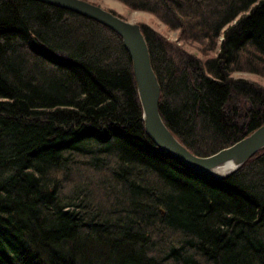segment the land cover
<instances>
[{"label":"trees","instance_id":"trees-1","mask_svg":"<svg viewBox=\"0 0 264 264\" xmlns=\"http://www.w3.org/2000/svg\"><path fill=\"white\" fill-rule=\"evenodd\" d=\"M115 1L177 32L138 24L191 153L264 124V87L234 77L264 79V0ZM0 264H264V149L226 178L189 169L147 137L116 33L0 0Z\"/></svg>","mask_w":264,"mask_h":264},{"label":"water","instance_id":"water-1","mask_svg":"<svg viewBox=\"0 0 264 264\" xmlns=\"http://www.w3.org/2000/svg\"><path fill=\"white\" fill-rule=\"evenodd\" d=\"M64 9L92 20L116 33L129 54L137 94L142 108L144 130L149 140L160 150L170 155L197 173L222 179L239 170L243 164L264 149V125L234 145L204 159L192 156L172 135L162 121L159 111L160 87L153 72L146 41L140 26L125 21L112 12L84 0H31ZM223 168H231L222 174Z\"/></svg>","mask_w":264,"mask_h":264},{"label":"rangeland","instance_id":"rangeland-1","mask_svg":"<svg viewBox=\"0 0 264 264\" xmlns=\"http://www.w3.org/2000/svg\"><path fill=\"white\" fill-rule=\"evenodd\" d=\"M90 3L98 4L99 7H101L104 10L112 11V13L116 14V16L124 17L127 19V21L135 24H147L150 25L153 29L161 32L166 33V36L169 40L176 39L177 32H165V28L160 23L154 21L152 17L148 14L142 13V12H130L126 10V8L120 4L119 2L115 0H85ZM243 77V78H249L253 81L258 82L260 85L264 87V79L257 78L255 76H250L249 74H234V77Z\"/></svg>","mask_w":264,"mask_h":264},{"label":"bare ground","instance_id":"bare-ground-1","mask_svg":"<svg viewBox=\"0 0 264 264\" xmlns=\"http://www.w3.org/2000/svg\"><path fill=\"white\" fill-rule=\"evenodd\" d=\"M264 125V124H263ZM262 125V126H263ZM262 126H260V127H262ZM259 127V128H260ZM259 128H257V129H259ZM256 129V130H257ZM255 130V131H256ZM181 144V143H180ZM183 147H184V149H186L192 156H194V157H196V158H200V159H204V158H206V157H200V156H196V155H194L193 153H191L183 144H181ZM212 156V155H211ZM208 157H210V156H208ZM222 171V174H227V173H229L230 171H231V168H223V169H221Z\"/></svg>","mask_w":264,"mask_h":264}]
</instances>
